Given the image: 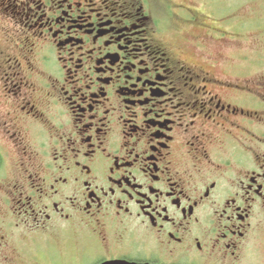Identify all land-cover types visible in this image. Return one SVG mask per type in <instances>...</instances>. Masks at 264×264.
Returning a JSON list of instances; mask_svg holds the SVG:
<instances>
[{"label": "flooded vegetation", "instance_id": "af4514ba", "mask_svg": "<svg viewBox=\"0 0 264 264\" xmlns=\"http://www.w3.org/2000/svg\"><path fill=\"white\" fill-rule=\"evenodd\" d=\"M162 1L0 0L4 264L81 226L93 264H264V81L168 50L172 19L194 54L237 35Z\"/></svg>", "mask_w": 264, "mask_h": 264}, {"label": "rangeland", "instance_id": "374dc122", "mask_svg": "<svg viewBox=\"0 0 264 264\" xmlns=\"http://www.w3.org/2000/svg\"><path fill=\"white\" fill-rule=\"evenodd\" d=\"M156 7L159 17L171 19L170 11L164 6L165 0ZM176 13L179 6L196 2L209 17L225 18V32L237 35L236 39L221 36V42L212 45L206 55L188 51V30L177 28L179 21L173 20L164 30L157 33V39L168 46V50L180 53L190 62H196L208 69L214 70L218 76L225 79L264 81V0H166ZM216 3V5H215ZM218 20V19H216ZM212 67V68H211ZM8 220V219H6ZM2 222H0V225ZM75 235L71 230L53 233L45 237L37 234L36 243L19 239L13 242V248L18 249V257L9 256L11 264H29L37 257L38 264H93L96 258V236L91 234L88 227ZM49 242V243H46ZM15 245V247H14ZM10 250H6L11 255ZM0 264H4L0 260Z\"/></svg>", "mask_w": 264, "mask_h": 264}, {"label": "water", "instance_id": "95a60500", "mask_svg": "<svg viewBox=\"0 0 264 264\" xmlns=\"http://www.w3.org/2000/svg\"><path fill=\"white\" fill-rule=\"evenodd\" d=\"M104 264H130V263L125 261H111V262H106Z\"/></svg>", "mask_w": 264, "mask_h": 264}]
</instances>
